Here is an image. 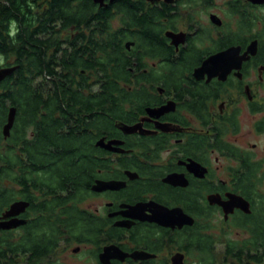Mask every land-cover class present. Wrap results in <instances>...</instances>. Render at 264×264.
Here are the masks:
<instances>
[{
    "label": "flooded vegetation",
    "instance_id": "obj_1",
    "mask_svg": "<svg viewBox=\"0 0 264 264\" xmlns=\"http://www.w3.org/2000/svg\"><path fill=\"white\" fill-rule=\"evenodd\" d=\"M129 1L145 21L132 20ZM93 2L110 10L114 58L103 70L97 14L90 26L67 27L66 50L74 51L68 44L80 34L82 51L99 49L90 71L79 68L67 85L117 88L124 97L102 118L108 124L95 127L97 162L86 193L33 195V223H52L54 215L63 222L50 257L38 263L33 255V264H201L213 255L223 264H264L257 237L264 215V4ZM110 182L120 187L93 189ZM55 198L75 208L78 235L68 227L71 211L43 210ZM202 239L209 255L198 246ZM118 249L142 257L120 260Z\"/></svg>",
    "mask_w": 264,
    "mask_h": 264
},
{
    "label": "trees",
    "instance_id": "obj_2",
    "mask_svg": "<svg viewBox=\"0 0 264 264\" xmlns=\"http://www.w3.org/2000/svg\"><path fill=\"white\" fill-rule=\"evenodd\" d=\"M134 8L130 2L127 11L132 20L145 21ZM94 15L100 20L101 39L97 44L104 70L114 58L117 43L111 33L110 10L99 8L93 0H0V69L18 66L0 82V217L15 202L29 203L20 216L26 224L0 230V264H33V255L38 263L50 257L61 234L59 222H63L61 215H54L52 223L47 217L33 223V195L36 191L86 193V175L97 162L94 133L99 123L108 124L109 119L102 118L112 114L114 105L124 97L117 88L104 87L96 96L95 90L67 85L79 68L90 71L98 61L99 49L82 51L78 46L82 43L80 34L69 42L74 48L69 52L61 33L71 25L79 30L84 21L90 26L87 21ZM262 25L264 28V9ZM262 45L264 48V40ZM11 108L16 109V117L10 136L5 137L3 129ZM68 203L55 198L43 210L53 213L54 209L66 208L73 213L75 208L66 207ZM68 215V227L78 235L80 218L77 213ZM262 219L257 237L264 246V215ZM197 242L209 255L206 241ZM249 254L247 250V258H255ZM204 262L201 264H223L215 255L212 261Z\"/></svg>",
    "mask_w": 264,
    "mask_h": 264
},
{
    "label": "water",
    "instance_id": "obj_3",
    "mask_svg": "<svg viewBox=\"0 0 264 264\" xmlns=\"http://www.w3.org/2000/svg\"><path fill=\"white\" fill-rule=\"evenodd\" d=\"M250 1L255 4H264V0H250ZM95 2H102V0H95ZM17 69H18V66L5 67V68L0 69V82L5 80V78H7L8 76H11ZM15 117H16V109L11 108L9 112V116H8V122L4 126V129H3L5 137L10 136V131L13 128ZM98 144L100 145L101 143H98ZM119 187H120L119 183L110 182V183L104 184L102 187L95 186L93 189L98 190V191L101 189L104 190L106 188L113 190V189H118ZM28 207H29L28 202L18 201V202L13 203L10 206V208L7 211H5L3 215L0 217V230H12V229H16L26 224V220L20 219L19 216L21 214H24ZM118 251L120 253L118 255V259L120 260H124L128 256L132 258L142 257L141 255H138V254H133V255L123 254L119 249Z\"/></svg>",
    "mask_w": 264,
    "mask_h": 264
},
{
    "label": "rangeland",
    "instance_id": "obj_4",
    "mask_svg": "<svg viewBox=\"0 0 264 264\" xmlns=\"http://www.w3.org/2000/svg\"><path fill=\"white\" fill-rule=\"evenodd\" d=\"M222 1V0H221Z\"/></svg>",
    "mask_w": 264,
    "mask_h": 264
}]
</instances>
